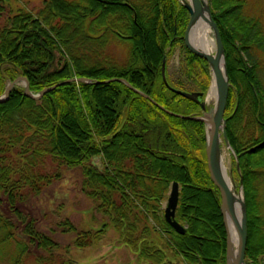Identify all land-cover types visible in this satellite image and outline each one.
I'll list each match as a JSON object with an SVG mask.
<instances>
[{
	"label": "trees",
	"instance_id": "1",
	"mask_svg": "<svg viewBox=\"0 0 264 264\" xmlns=\"http://www.w3.org/2000/svg\"><path fill=\"white\" fill-rule=\"evenodd\" d=\"M210 1L231 83L226 132L247 206L246 260L264 264V3ZM30 2L0 0V97L20 77L35 95L72 79L92 83H67L40 100L15 86L0 103V264H81L37 228L28 208L63 170L77 169L81 192L103 222L84 230L69 218L59 222L62 233L74 234L76 248L96 245L113 229L135 264H226L204 124L164 112L123 83H103L122 78L174 114H199L200 106L173 92L162 75L164 58L184 46L187 9L178 0H43L31 11ZM114 37L127 44L122 63L107 51L89 52L101 42L111 48ZM184 50L185 72L198 76L206 93L208 63ZM243 124L253 137L241 138ZM174 182L181 186L176 220L187 226L184 235L163 216Z\"/></svg>",
	"mask_w": 264,
	"mask_h": 264
},
{
	"label": "rangeland",
	"instance_id": "2",
	"mask_svg": "<svg viewBox=\"0 0 264 264\" xmlns=\"http://www.w3.org/2000/svg\"><path fill=\"white\" fill-rule=\"evenodd\" d=\"M251 1L254 4L264 3V0H251ZM260 1L263 3H260ZM42 2L43 0H31L30 5L28 6V9L31 11L32 10L36 11L38 8L41 7ZM208 3L212 11L211 1L208 0ZM119 24H122V22H120ZM212 38L215 41L213 33H212ZM184 46L186 47L185 42H184ZM184 46L181 44L176 46L172 54L169 56V59L167 60L168 62L167 74L170 79V83L173 88H178L180 90H184L188 92H195V93L203 94V92H201L199 87L196 85L197 79L199 80L200 78L198 76L189 77L188 74L185 72V70L187 71V67H185L186 65L185 56H187V54H186V51L184 50ZM127 49L128 48H127L126 43H123L119 39L116 40L114 37V46H111V48L106 45V42L105 43L101 42L100 44H95L88 50L89 52H91V54L93 51L94 52L107 51L106 57L108 56V54H111L113 57L117 58L122 63L123 62L122 60L127 55V51H128ZM214 53H215V50H214ZM87 57H89L88 54H87ZM81 79L85 80L83 82L85 84L92 83L90 79H87V78H81ZM114 79H118V78H114ZM15 86H18L20 88L23 87L25 90V86L23 82H19ZM198 99L202 100V98H198ZM149 100L151 102L153 101L151 98ZM213 103L214 104L208 105L209 108H212L215 105V102ZM227 104H228V101H227ZM198 105L200 106V104ZM156 106H158L159 108L162 107L159 104ZM201 115H202V109L199 114H196L194 116H201ZM224 118H225V115H224ZM200 123H203V122H200ZM226 125H227V121H226ZM204 126H205V134L207 135V127L205 124ZM244 129L245 131H243L241 134L242 139H246L247 137L253 134V129L251 128L250 124H247L246 127L244 125ZM221 140L225 142L222 135H221ZM206 142H207V138H206ZM220 148L223 149L224 146L221 144ZM96 161L98 162V164L101 165L98 159H96ZM238 161L239 159H238L237 153L233 149L232 145H230V149L228 150V156L226 159V165L229 171V175H231L234 180L236 190L240 193L241 184H240V173L238 172L239 168H237V166L239 165ZM63 172L64 174L60 181L55 182L51 186H48L42 194L31 199L28 203L29 211L37 219V222H38L37 228L43 233L51 236L59 244L61 249L69 250L72 258L81 264H135V260H136L135 255L132 254L129 251V249H127L124 246H121L118 243V234L113 229L108 231V233L106 234L105 238L102 241L98 242L96 245L92 247L85 248V249H79L73 245V240H74L73 233H62L61 230H59V228L57 227V224L61 222L62 220H64L65 218H69V220L73 223V225L79 230L88 229L90 228V226H94L95 228V227H98L103 222V216L99 212H97V210L95 209L94 202L91 199H88L81 192V187L83 183V176H82L81 171L77 169V170H71V171L63 170ZM262 189L264 192V187ZM180 192H181V186H180ZM243 194H244V190H243ZM179 199H180V196H179ZM166 203L167 201L162 204L163 205L162 209L165 208ZM263 204H264V197H263ZM262 207H263L262 209L264 213V205ZM197 208L200 213H203L202 211H204L205 209V207L201 204L197 205ZM247 220H248V214H247ZM203 223L207 224L209 223V221L203 220ZM197 230L200 232H203L205 229L203 228V225L201 226L199 225L197 227ZM28 262H32V259H29ZM140 264H144V263H140Z\"/></svg>",
	"mask_w": 264,
	"mask_h": 264
},
{
	"label": "water",
	"instance_id": "3",
	"mask_svg": "<svg viewBox=\"0 0 264 264\" xmlns=\"http://www.w3.org/2000/svg\"><path fill=\"white\" fill-rule=\"evenodd\" d=\"M190 3H187L185 0H179V2L187 9L189 12V22L186 27L185 35H184V42L187 49L193 53L198 58L205 60L210 68L211 73V84L210 88L207 91L206 97L203 102H200L198 98L203 97L204 94L202 93H188L181 90H176L172 88L167 80V70H166V63L167 58L165 57L162 64V75L164 82L166 85L176 94L191 100L195 103L200 104L202 109L201 116H182L177 114H170L172 116L182 118L185 120H192L197 122H203L207 127V142H206V157H207V165L211 180L213 181L216 188L219 190L221 195V212L223 215V222L227 234L226 239V264H247L246 262V250H247V243H248V220H247V206L243 194L242 185L240 187V193L243 195V202H242V214L241 220L238 221L235 212H234V196L228 187L227 183L223 179L219 161H218V153L220 149V139L221 135L224 138V141L227 142L229 145V140L226 133V120L224 118L227 101L229 97V89H230V82L228 77V70H227V62H226V53L225 47L223 43V39L220 33V30L213 19L212 11L209 6L208 0H189ZM205 18L208 22L210 28L212 29V33L214 35V46H215V53L209 54L203 50L198 49L194 46L190 41V33L192 26L200 19ZM224 63L225 71L223 72L221 69V64ZM80 82L83 83L84 79H72L65 82L58 83L57 85L47 88L40 92L37 95H34L30 91L29 82L20 77L12 83H9L6 87L5 93L0 97V103L5 102L8 100L9 95L16 84L19 82H23L25 86V95L29 98L34 100L41 99L45 94L55 90L57 87L63 86L67 83L71 82ZM111 82H119L123 83L128 86L131 90L136 92L137 94L150 99L149 96L145 95L144 93L138 91L137 89L133 88L126 80L124 79H112L108 80L103 83H111ZM215 90V105L212 108H209L207 104V96L211 90ZM154 104L158 105L156 102L152 101ZM161 109H164L160 107ZM179 196H180V186L179 183H173L170 189L169 198L167 201V207L165 209L164 217L168 224L172 226V228L181 235L186 234L187 229L186 226L181 225L179 222L176 221V211L179 203ZM233 226L237 232L238 237V250L237 256L231 260V237H230V226Z\"/></svg>",
	"mask_w": 264,
	"mask_h": 264
},
{
	"label": "bare ground",
	"instance_id": "4",
	"mask_svg": "<svg viewBox=\"0 0 264 264\" xmlns=\"http://www.w3.org/2000/svg\"><path fill=\"white\" fill-rule=\"evenodd\" d=\"M187 3H190L189 0H185ZM190 41L191 43L196 46L198 49L205 51L209 54H214L215 46H214V40L212 38V29L210 28L208 22L205 18H200L191 29L190 33ZM225 65L222 62L221 69L224 72ZM216 101L215 97V90L212 89L210 93H208L207 96V104L211 105L214 104L213 102ZM164 112L168 114H174L173 112H170L166 110L165 108L162 109ZM207 138V135H206ZM220 145L222 144L224 146L223 149H219L218 153V161L220 170L223 176V179L227 183L228 187L230 188L233 196H234V212L235 216L238 221L241 220V214H242V202H243V195L239 193L236 190V186L234 183V180L231 175H229V171L227 169L226 165V159L228 156V150L230 149V145L226 142H223V140L220 139ZM207 159V157H206ZM237 232L235 228L231 225L230 226V237H231V243H232V249H231V260H233L237 256V250H238V237Z\"/></svg>",
	"mask_w": 264,
	"mask_h": 264
}]
</instances>
